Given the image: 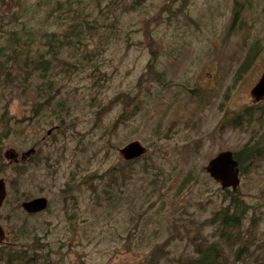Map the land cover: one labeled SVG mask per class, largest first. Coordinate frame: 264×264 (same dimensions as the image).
<instances>
[{"label": "rangeland", "instance_id": "1", "mask_svg": "<svg viewBox=\"0 0 264 264\" xmlns=\"http://www.w3.org/2000/svg\"><path fill=\"white\" fill-rule=\"evenodd\" d=\"M239 1L244 26L234 30L236 0H146L137 11L102 18L89 10L94 1L86 3L85 12L93 14L88 20L116 28L111 34L101 30L85 43L87 50L83 44L63 56L73 64L83 61V53L94 54L74 74L58 78V101L70 113L30 122L32 87L41 81L25 93L14 87L15 96L0 102V179L8 189L0 225L10 238L0 248L14 245L23 223L35 227L51 250L50 264H148L156 246L165 250L158 264H180L191 247L171 239L176 229L185 236L186 226L191 238L200 232L213 240L211 227L199 228L225 206V190L205 167L218 153L252 143L254 129L231 124L256 105L251 92L264 75L263 47L234 85L252 42L258 38L264 46V0ZM17 10L8 9V15ZM152 59L165 72V83L147 73ZM132 141L145 145L149 158L125 169L119 149ZM32 148L36 154L22 161ZM10 150L19 154L17 163L6 159ZM259 162L241 175L239 191L264 213V159ZM116 167L128 179L110 187L109 178H100ZM40 197L49 200L46 211L22 210L23 202ZM256 235L264 245V218ZM226 252L233 261L234 250Z\"/></svg>", "mask_w": 264, "mask_h": 264}, {"label": "trees", "instance_id": "2", "mask_svg": "<svg viewBox=\"0 0 264 264\" xmlns=\"http://www.w3.org/2000/svg\"><path fill=\"white\" fill-rule=\"evenodd\" d=\"M90 1L9 0L7 3L0 1V102L7 100L8 96L10 100L15 96L14 87L21 86L19 89L25 93L23 88L30 91L34 81H41L42 83L36 88L32 87L36 90V102L32 106L34 116L30 119L32 124L38 125L40 118H51L49 115L62 118L63 115L70 113V110L65 112L69 106L67 107L64 101H58L61 97L58 78L62 74L66 76H70V73L74 74L79 66L89 62L86 60L92 61L94 54L83 53V61L72 64L63 59L67 51H72L74 48L77 50L83 44L86 48L85 43L100 35L101 30L111 34L116 28L113 25L103 26L97 19L88 20L93 17L91 16L93 14L85 12V5ZM92 1L94 3L92 2L93 5L89 10H98L99 18H102L116 11L122 14L137 11L146 0H108L105 8L103 5L107 0ZM11 8L18 9L17 12H19H11L8 15L7 11ZM244 12V5L236 0L231 30L237 27L243 28ZM263 47L258 38L252 42L235 73L234 85L240 83L253 68ZM156 64L157 60L152 59L147 73L149 71L152 78L156 79L155 81L165 83V72H158L155 68ZM167 87H169L168 83ZM20 98H22L21 95ZM7 103L6 101V106ZM255 104L242 110L231 124L233 128L255 130L250 140L252 143L246 144L242 150L235 152L241 175L246 173L247 168H251L264 159V101ZM64 119L61 120L62 125ZM5 127L9 129L8 122ZM148 158L143 156L135 161L126 162L125 169L135 162ZM125 169L113 168L100 179L103 181L104 178L105 180L109 178L108 186L110 187L126 182L128 175ZM19 170L21 172V169ZM224 203L225 206H222L199 228L201 231L203 228L211 227L212 241L201 236L200 232H196L191 238L186 226H184L185 236L182 235L180 228L174 229L175 234H172L171 239L179 237L181 241L187 240V246L191 247L188 255L184 256V260L179 262L180 264H264V245L259 242L256 235L264 218L262 208L247 204L241 198L239 189L236 192L225 190ZM15 237L14 245L0 248V264L52 263L49 259L51 250L46 251L47 246L37 239L35 227H29L23 223ZM169 243L170 241L165 245ZM129 248L130 245H128ZM3 249H7L6 254H2ZM226 249L234 250L233 261L230 260ZM164 252L163 246H156L151 250L147 263L158 264L160 258L165 256ZM169 254L170 251L167 250V255Z\"/></svg>", "mask_w": 264, "mask_h": 264}, {"label": "water", "instance_id": "3", "mask_svg": "<svg viewBox=\"0 0 264 264\" xmlns=\"http://www.w3.org/2000/svg\"><path fill=\"white\" fill-rule=\"evenodd\" d=\"M255 103L264 101V75L256 84L251 92ZM51 131L48 135H51ZM149 149L140 141H132L123 148L119 149L120 159L130 162L135 161L148 153ZM36 154V149L25 152L21 156L22 161ZM5 157L9 161L17 163L19 161V154L13 150L7 151ZM207 174L217 182L223 190H232L236 192L241 185V169L239 162L235 158V153L232 151H222L215 157L209 160L205 167ZM8 189L5 179H0V214L1 210L7 200ZM49 200L45 197L36 198L22 203L21 207L27 214H39L48 209ZM10 244V238L4 227L0 225V245Z\"/></svg>", "mask_w": 264, "mask_h": 264}, {"label": "flooded vegetation", "instance_id": "4", "mask_svg": "<svg viewBox=\"0 0 264 264\" xmlns=\"http://www.w3.org/2000/svg\"><path fill=\"white\" fill-rule=\"evenodd\" d=\"M3 1H6V0H3ZM37 151V150H36ZM24 162H26V161H24ZM40 214V213H39Z\"/></svg>", "mask_w": 264, "mask_h": 264}]
</instances>
